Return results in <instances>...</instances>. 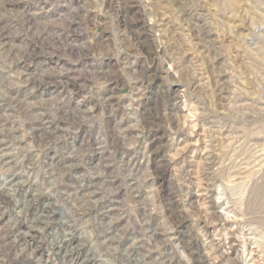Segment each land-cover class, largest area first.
<instances>
[{"label":"rangeland","instance_id":"obj_1","mask_svg":"<svg viewBox=\"0 0 264 264\" xmlns=\"http://www.w3.org/2000/svg\"><path fill=\"white\" fill-rule=\"evenodd\" d=\"M76 246L264 264V0H0V259Z\"/></svg>","mask_w":264,"mask_h":264},{"label":"bare ground","instance_id":"obj_2","mask_svg":"<svg viewBox=\"0 0 264 264\" xmlns=\"http://www.w3.org/2000/svg\"><path fill=\"white\" fill-rule=\"evenodd\" d=\"M8 190H13V189L11 187H8ZM35 202H36V200H35ZM35 202L31 203L30 208H32V206L34 204H37ZM22 208H23L22 210H25L24 214H26L28 212V210L26 209V208H28V205H25ZM22 210H21V212H22ZM57 220H58V222H63V221H60L59 219H57ZM52 221H54V218L45 210L42 209L39 212H35V210L33 209L32 220H31L33 225L31 226V228L34 232H36V231L40 232L41 229L46 228L47 226L52 224ZM64 235H69V233L64 234ZM64 235L61 234V236H62L61 238L63 241H66L67 239L65 238ZM30 236H32V235H30ZM52 237H53V239H56V234L53 233ZM57 240H58V238H57ZM55 242H56V240H55ZM64 245L65 244H63V247H65ZM64 253H65V255H67L68 253H74L73 254V255H75L74 260L71 264H92L93 263V258H90V257L84 258L83 260L80 261V257H82V255L84 254L82 246L80 248H79V246H76V247H72L69 249H65ZM84 257H86V255ZM0 264H7V261L6 260L3 261V259H0Z\"/></svg>","mask_w":264,"mask_h":264}]
</instances>
